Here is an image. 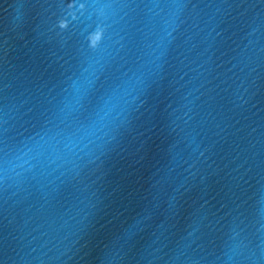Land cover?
Wrapping results in <instances>:
<instances>
[{
	"label": "water",
	"instance_id": "water-1",
	"mask_svg": "<svg viewBox=\"0 0 264 264\" xmlns=\"http://www.w3.org/2000/svg\"><path fill=\"white\" fill-rule=\"evenodd\" d=\"M0 264H264V0H0Z\"/></svg>",
	"mask_w": 264,
	"mask_h": 264
}]
</instances>
